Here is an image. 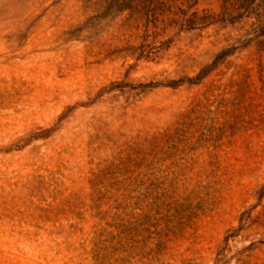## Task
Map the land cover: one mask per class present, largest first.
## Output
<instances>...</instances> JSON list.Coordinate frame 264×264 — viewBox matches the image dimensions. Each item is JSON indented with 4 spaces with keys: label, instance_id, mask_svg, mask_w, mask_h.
I'll use <instances>...</instances> for the list:
<instances>
[{
    "label": "rangeland",
    "instance_id": "1",
    "mask_svg": "<svg viewBox=\"0 0 264 264\" xmlns=\"http://www.w3.org/2000/svg\"><path fill=\"white\" fill-rule=\"evenodd\" d=\"M0 264H264V0H0Z\"/></svg>",
    "mask_w": 264,
    "mask_h": 264
}]
</instances>
